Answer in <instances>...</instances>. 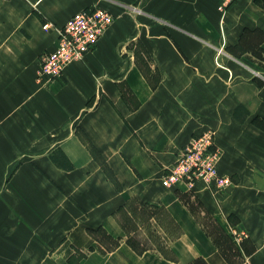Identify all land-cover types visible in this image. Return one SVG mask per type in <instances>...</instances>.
Segmentation results:
<instances>
[{
	"label": "crops",
	"instance_id": "crops-1",
	"mask_svg": "<svg viewBox=\"0 0 264 264\" xmlns=\"http://www.w3.org/2000/svg\"><path fill=\"white\" fill-rule=\"evenodd\" d=\"M220 1L0 0V264H264V0ZM96 6L111 27L40 83L63 26ZM208 130L233 186H163ZM188 197L236 261L196 234ZM148 209L179 234L143 232Z\"/></svg>",
	"mask_w": 264,
	"mask_h": 264
},
{
	"label": "built area",
	"instance_id": "built-area-1",
	"mask_svg": "<svg viewBox=\"0 0 264 264\" xmlns=\"http://www.w3.org/2000/svg\"><path fill=\"white\" fill-rule=\"evenodd\" d=\"M235 1L221 0L220 13L225 14ZM112 23L113 15L100 6L73 15L59 34L56 50L43 57L38 81L48 84L57 80L71 63L84 60ZM221 154L213 130L194 136L163 178V186L184 185L191 191L195 184L203 182L214 192L230 188L233 180L218 169Z\"/></svg>",
	"mask_w": 264,
	"mask_h": 264
},
{
	"label": "rangeland",
	"instance_id": "rangeland-1",
	"mask_svg": "<svg viewBox=\"0 0 264 264\" xmlns=\"http://www.w3.org/2000/svg\"><path fill=\"white\" fill-rule=\"evenodd\" d=\"M188 202L193 204V207H197L198 210L195 211V215L198 217V219H193L191 223L194 228L196 229V234L200 236V239L211 249L215 248L216 250L222 252L227 258L235 259V253L233 252V242L230 243L229 238H227L220 230V227L218 224L214 221V219L210 218L209 216H206L204 212L201 210V206L194 198L188 197ZM185 203V200L180 201V204ZM179 204V203H178ZM184 209V207L182 206ZM185 210V209H184ZM164 213V214H163ZM181 215H183V211L180 209ZM158 214L156 217L160 220L161 224L157 222L158 226L154 227L149 224H146L145 219L149 215ZM192 215V214H191ZM168 214L166 212H162L160 210H154V209H148L146 211L140 212L139 219L141 224H144L143 226V232L146 234H149L150 236L154 237L153 240L157 239V236L159 235L158 231H161L162 229L167 230V237L172 238L174 235L179 234V231L177 226H174L173 222L170 220V218L167 217ZM165 219V220H164ZM154 222V221H153ZM205 225V226H204ZM171 232V233H170ZM139 239V238H138ZM165 239V238H164ZM141 240V239H140ZM232 241V240H231ZM111 245H113V242H111ZM134 243V242H133ZM109 244V242H108ZM159 246H162L165 244H161L156 242ZM98 246V245H95Z\"/></svg>",
	"mask_w": 264,
	"mask_h": 264
},
{
	"label": "bare ground",
	"instance_id": "bare-ground-1",
	"mask_svg": "<svg viewBox=\"0 0 264 264\" xmlns=\"http://www.w3.org/2000/svg\"><path fill=\"white\" fill-rule=\"evenodd\" d=\"M64 27V26H63ZM48 85V84H47ZM50 85V84H49Z\"/></svg>",
	"mask_w": 264,
	"mask_h": 264
}]
</instances>
